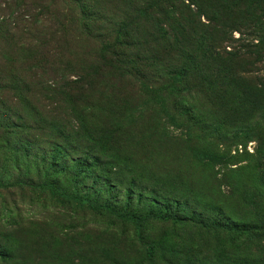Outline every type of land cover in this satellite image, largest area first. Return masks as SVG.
Returning <instances> with one entry per match:
<instances>
[{"label":"rangeland","instance_id":"374dc122","mask_svg":"<svg viewBox=\"0 0 264 264\" xmlns=\"http://www.w3.org/2000/svg\"><path fill=\"white\" fill-rule=\"evenodd\" d=\"M8 239L0 264H264V0H0Z\"/></svg>","mask_w":264,"mask_h":264},{"label":"trees","instance_id":"16d2710c","mask_svg":"<svg viewBox=\"0 0 264 264\" xmlns=\"http://www.w3.org/2000/svg\"><path fill=\"white\" fill-rule=\"evenodd\" d=\"M242 3H244V2H242ZM145 6V5H144ZM155 6H157V5H150V7H147V6H145V8L146 9H143V10H140L139 11V14H138V12H134L133 13V15H132V18H133V20H131V21H129V23L131 24V22L132 23H134V24H136V26H137V29H139V23H140V21L141 20H143V21H147L148 20V22L151 20V18H152V16H151V11H152V9H154V7ZM249 6H250V4H249ZM247 7V6H246ZM141 19V20H140ZM127 26H128V28H129V25L127 24ZM147 32V31H146ZM142 33V32H141ZM138 34H139V32H138ZM134 36H135V33L133 34ZM142 36H146V37H148V38H150V37H152V34H150V33H148V34H142ZM103 63L104 64H106L107 63V60H103ZM104 67H105V69L106 70H108V68H107V66L106 65H104ZM101 70H102V68H101ZM110 70L111 69H109V72H110ZM102 114L104 115H109V114H111L110 112H107V113H103L102 112ZM80 168V167H79ZM26 176V173H25V175H19L16 179H22V178H24ZM39 177H41V174H39ZM40 180V179H39ZM28 182H29V179L27 180ZM55 182V181H54ZM52 185V183L51 184H48L47 186H43V185H41L40 183L37 185V186H34V185H32L30 182L29 183H27V186H29V187H37V188H49V189H51V186ZM76 199V198H75ZM76 201L78 202V203H82L81 202V199H76ZM135 218L133 217V218H131V221L132 222H136V220H134ZM10 240L8 239V241H5V246L4 247H2V248H0V259H1V262H4V263H6V262H8V260L10 259V255H11V252H9L10 251V249H11V247L9 246L10 244ZM148 247V249H147V252L146 253H148V256L149 257H151L152 255H153V253H154V251H155V246L154 245H148L147 246Z\"/></svg>","mask_w":264,"mask_h":264}]
</instances>
